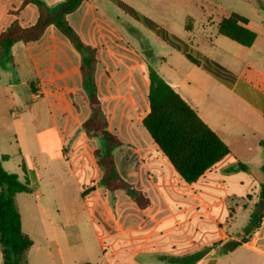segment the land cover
I'll return each mask as SVG.
<instances>
[{"label": "crops", "instance_id": "crops-1", "mask_svg": "<svg viewBox=\"0 0 264 264\" xmlns=\"http://www.w3.org/2000/svg\"><path fill=\"white\" fill-rule=\"evenodd\" d=\"M22 1L0 0V31L13 21L23 26L36 21V6L33 3L22 5ZM43 1L54 6L62 0ZM262 1L236 0L237 8L232 12L247 19L246 26L256 32L250 47L260 42L259 46L263 48H259L258 54L264 56ZM158 4V0H83L76 10L66 15L68 24L82 42L95 49L96 62L92 78L107 129L119 138L118 129L129 128L127 130L136 137L127 144L133 160L130 170L125 172L127 177L118 170L116 159L115 166L123 179L148 199L143 208L126 190L110 191L100 181L103 169L96 162L93 151L101 147V139L99 133L97 136H88L83 126L84 121L91 116V106L80 71L82 55L74 45L54 26L49 25L37 40L15 42L9 50L12 62L0 64V120H5L4 123L0 121V136L7 127L14 137L19 154L28 158L26 164L22 161L20 173L5 167L4 162L10 159V155L0 152L4 169L16 173L30 189L14 197L22 230L33 241L26 252L27 264H78L84 261L91 264H186L189 259L179 258L204 248L209 250L193 264H220L221 256L216 253L219 243L228 239L238 240L242 235L243 231L237 235L228 233L219 218L210 215L220 230L219 235L200 247L195 242H192V246H180L181 235L187 234L181 232V228L189 226L188 231H191V222L198 217L197 195L194 193L188 201L184 191H165V167L169 161L150 134L143 133L137 127L148 111L145 108L144 114H141L138 108L143 98L147 100L149 65L143 58L142 49H134L128 42H125L126 48L119 44L136 39L137 34L164 40L172 38V31L159 16ZM248 13L252 18H249ZM221 18L214 20L217 33ZM208 20L212 22V17ZM192 25L189 19L187 28L191 30ZM101 54L105 56V62H102ZM224 71L228 73L224 77L230 90L238 93L244 104L264 118V92L228 69ZM168 83L177 89V83ZM21 88L28 98L24 101L19 96ZM191 106L200 116L197 108ZM118 113L121 114L119 117ZM30 141L37 147L36 153L46 156L48 160L44 165V178L31 162L35 154L30 150ZM223 141L231 152L229 142ZM68 157L72 158L74 164L67 163ZM66 164L70 173L63 171L62 167ZM141 165L147 184L135 176L137 167ZM52 167L61 171V176L53 175L49 171ZM174 170L173 166L168 169L169 173L176 176L178 173ZM177 176L183 180L179 174ZM261 181L257 182L253 198L248 192L233 189L224 193L223 198L236 195L256 205L260 198ZM57 183L61 187L58 188ZM208 183L210 188L207 189L206 197L212 200L219 183L239 184L242 180L228 176ZM69 184L72 186L71 191H68ZM147 185L152 188L149 189ZM43 197L46 198V204L42 202ZM201 203L205 212H208V204L204 201ZM22 207L27 209V214L25 210L22 211ZM235 207L234 221L245 206L236 204ZM70 225L77 226L75 236L70 234ZM75 237L78 248H89L82 254L85 258L79 260L73 259L70 251V239L74 241ZM241 245L264 253L257 246L264 247V210L258 229L248 242ZM74 254L80 255L78 250ZM0 264H3L1 250Z\"/></svg>", "mask_w": 264, "mask_h": 264}, {"label": "rangeland", "instance_id": "rangeland-1", "mask_svg": "<svg viewBox=\"0 0 264 264\" xmlns=\"http://www.w3.org/2000/svg\"><path fill=\"white\" fill-rule=\"evenodd\" d=\"M147 1L154 2L156 0ZM158 3L159 16H162L166 21L165 26L172 31V38L164 40L137 34L136 37L134 36L136 39L122 41L119 44L126 48L128 46L125 42H128L134 49H142L143 58L149 68L156 70L167 82L177 83V92L197 108L200 117L223 140H227L231 148L228 155L217 162L196 182L187 183L181 180L177 176L178 174L174 176L172 172L169 173L168 169L172 167L169 162L165 167L166 192L169 190L172 192L184 191L188 201L193 198L194 193L197 195L198 217L194 222H191V231H188L189 226L181 228L182 231H180L187 234L181 235L180 246H192V242H195L196 246L200 247L215 239L220 233L210 215L219 218L222 226L227 227L228 233L237 235L243 231L250 216L257 212L256 205L260 198L257 199L256 205L236 195L227 199L223 198L224 193L232 189L248 192L253 198L257 182L263 178L261 166L264 164V118L252 107L244 104L245 101L240 98L238 93L230 90L225 81L226 77H224L228 73L224 69H228L264 92V56L258 54L259 48L263 47L259 46L260 42L257 46H244L216 32L214 20L235 11L236 0H158ZM248 14L249 18H252L251 14ZM262 16L264 18V12H262ZM209 17H212V22L208 20ZM189 19L193 24L191 30L187 28ZM186 54L198 62L192 61ZM100 57L102 62H105V56L101 54ZM19 96L23 101L28 99L23 88H21ZM143 100L138 108L141 114H144L145 108L148 109L146 97ZM120 115L118 113V117ZM131 116L133 117V115ZM0 121L4 123L5 120ZM134 123L136 122L134 121ZM137 127L143 133H148L142 123H138ZM127 129L124 127L118 129L121 145L113 151L117 168L123 176H126L125 172L130 170V164L133 161L128 153L129 146L127 144L136 139ZM100 141L102 147V140ZM65 148L67 149V146ZM30 150L35 154L34 158L32 156L31 162L44 178L46 172L44 165L48 160L46 156L42 157L36 153L37 147L31 141ZM0 152L10 155V159L4 162L7 169L22 172L21 163L24 160V164H26L28 158L19 154L14 137L9 133L7 127L3 130V135L0 136ZM238 162L243 164L244 168H240ZM67 163L74 164L70 157H68ZM68 164L62 168L63 171L70 173ZM136 170L135 176L147 184V177L143 172L142 165ZM49 171L56 177L62 174L55 167L50 168ZM228 176L239 178L242 183H219L212 200L208 199L206 197L207 189L210 188L208 182ZM150 177L151 175L148 176V178ZM57 186L61 187L59 183ZM67 186L68 191H71L72 186L70 184ZM147 186L149 189L152 188ZM41 188L43 190V186ZM203 201L209 206L208 212H205L201 205ZM42 202L47 203L45 197L42 198ZM236 204H244L245 208L239 212L234 221ZM24 210L27 214V209L22 207V211ZM231 220H233L232 223H230ZM76 227V225L69 227L70 234L73 236L76 235ZM77 243L76 237L74 241L70 239V251L73 254V259L79 260L85 258L82 254L86 253L89 248L80 249L77 247ZM257 246L264 250V247ZM77 250L80 255L74 254L77 253ZM217 255L221 256L220 264H264V253L249 246L239 245L231 251Z\"/></svg>", "mask_w": 264, "mask_h": 264}, {"label": "trees", "instance_id": "trees-1", "mask_svg": "<svg viewBox=\"0 0 264 264\" xmlns=\"http://www.w3.org/2000/svg\"><path fill=\"white\" fill-rule=\"evenodd\" d=\"M82 1L62 0L55 6H49L43 0H23L22 5L33 3L36 6L37 19L26 26L13 21L0 31V64L6 61L12 62L9 50L15 42L27 43L37 40L49 25L54 26L74 45L82 55L80 71L83 83L89 92L91 106V116L84 121L83 126L90 137L97 136L99 133L103 143L101 148L93 151L96 162L103 169L100 181L110 191L126 190L143 208L147 205L148 199L140 190L125 181L116 170L112 151L121 145V141L107 129L96 95L92 78V69L96 62L95 49L82 42L66 20V15L76 10ZM246 23L245 17L232 12L219 20L217 31L241 45L251 46L256 38V32L247 27ZM186 56L198 62L190 55L186 54ZM148 81V111L142 118V125L180 177L186 182H195L226 156L230 149L171 84L151 67L148 72ZM238 164L240 168H244L243 164ZM261 171L263 178L259 185V197L264 199V164L261 166ZM29 190L27 183L21 181L16 173L5 170L0 160V250L3 264H27L26 252L33 241L22 230L14 197L19 192ZM262 216L263 211L254 212L240 238L219 243L216 253H226L248 242L252 233L258 229ZM208 250L209 248H204L179 259H189L186 264H193ZM78 264L91 263L84 261Z\"/></svg>", "mask_w": 264, "mask_h": 264}, {"label": "water", "instance_id": "water-1", "mask_svg": "<svg viewBox=\"0 0 264 264\" xmlns=\"http://www.w3.org/2000/svg\"><path fill=\"white\" fill-rule=\"evenodd\" d=\"M262 3L264 4V1H262ZM263 210H264V199H260L257 205V213H261Z\"/></svg>", "mask_w": 264, "mask_h": 264}]
</instances>
